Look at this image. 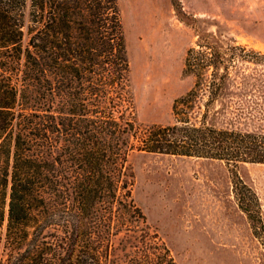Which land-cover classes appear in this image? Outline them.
Segmentation results:
<instances>
[{
	"label": "trees",
	"instance_id": "obj_1",
	"mask_svg": "<svg viewBox=\"0 0 264 264\" xmlns=\"http://www.w3.org/2000/svg\"><path fill=\"white\" fill-rule=\"evenodd\" d=\"M195 35L171 122L139 124L117 0H0L1 264H175L132 200L129 152L264 163V129L232 124L234 50H252ZM232 190L256 227L236 174Z\"/></svg>",
	"mask_w": 264,
	"mask_h": 264
},
{
	"label": "rangeland",
	"instance_id": "obj_2",
	"mask_svg": "<svg viewBox=\"0 0 264 264\" xmlns=\"http://www.w3.org/2000/svg\"><path fill=\"white\" fill-rule=\"evenodd\" d=\"M129 61L135 120L168 123L171 103L192 83L185 49L195 31H212L235 49L232 124L264 129V0H117ZM247 52L252 58L238 57ZM130 194L175 264H264V163L133 150ZM245 184L251 222L237 205L232 175ZM246 189V188H244ZM248 195V192H247ZM259 214V215H257ZM0 250V264L1 260ZM117 257L127 256L118 251Z\"/></svg>",
	"mask_w": 264,
	"mask_h": 264
}]
</instances>
